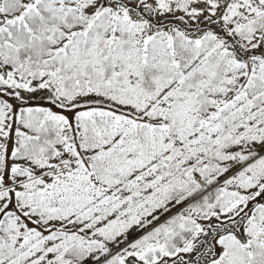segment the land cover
<instances>
[{
    "label": "snow or ice",
    "instance_id": "obj_1",
    "mask_svg": "<svg viewBox=\"0 0 264 264\" xmlns=\"http://www.w3.org/2000/svg\"><path fill=\"white\" fill-rule=\"evenodd\" d=\"M0 264H264V0H0Z\"/></svg>",
    "mask_w": 264,
    "mask_h": 264
}]
</instances>
